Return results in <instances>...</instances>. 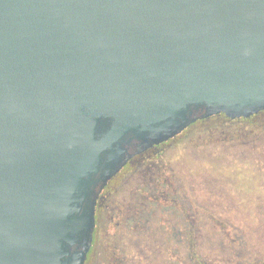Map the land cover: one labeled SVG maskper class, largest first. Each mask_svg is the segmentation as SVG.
<instances>
[{"label": "water", "instance_id": "water-1", "mask_svg": "<svg viewBox=\"0 0 264 264\" xmlns=\"http://www.w3.org/2000/svg\"><path fill=\"white\" fill-rule=\"evenodd\" d=\"M262 109L264 0H0V264H84L128 159Z\"/></svg>", "mask_w": 264, "mask_h": 264}, {"label": "rangeland", "instance_id": "rangeland-1", "mask_svg": "<svg viewBox=\"0 0 264 264\" xmlns=\"http://www.w3.org/2000/svg\"><path fill=\"white\" fill-rule=\"evenodd\" d=\"M237 133L193 126L123 169L108 189L93 258L264 264V128Z\"/></svg>", "mask_w": 264, "mask_h": 264}, {"label": "flooded vegetation", "instance_id": "flooded-vegetation-1", "mask_svg": "<svg viewBox=\"0 0 264 264\" xmlns=\"http://www.w3.org/2000/svg\"><path fill=\"white\" fill-rule=\"evenodd\" d=\"M199 125L202 128L208 129V130H216L217 136L220 137H232V134L234 133L235 136L238 137L237 131H242L245 127H254L257 128L258 126H261L264 128V109L259 110L257 113L251 115L247 118H229L225 116L224 114H216L211 115L203 118H199L193 123H191L185 130H183L180 134L175 136L172 139H169L166 142L160 143L158 145L146 148L145 150L134 154L130 159L126 161V164L120 169L118 173L114 175V177L107 183L105 188L100 192L97 200V205L95 209V228L93 232V239L90 246V250L87 254V258L84 264H101L100 259H95L93 256L95 255V246L98 242L97 235L99 232V222L102 218V215L105 213V206L107 202V196H108V189L110 188V184L113 182L114 179L120 174V172L125 169L126 167H129L135 163H138L139 161H142L149 157L151 154H154L156 151L159 150V147L167 145L169 142L173 141L175 138L179 137L180 135L184 134L185 132L189 131V129L193 126ZM219 129V130H218ZM247 133V131H244ZM243 132V133H244ZM151 153V154H149ZM110 249L111 247L107 246ZM111 264H119L120 260L115 259V253L112 251L110 253V259L108 260Z\"/></svg>", "mask_w": 264, "mask_h": 264}]
</instances>
